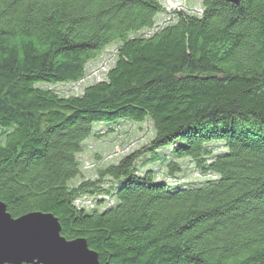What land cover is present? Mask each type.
I'll use <instances>...</instances> for the list:
<instances>
[{
  "label": "trees",
  "instance_id": "obj_1",
  "mask_svg": "<svg viewBox=\"0 0 264 264\" xmlns=\"http://www.w3.org/2000/svg\"><path fill=\"white\" fill-rule=\"evenodd\" d=\"M164 11L161 0H0V201L15 218L54 214L100 264H264V0H202L200 14L174 10L143 34ZM114 42V66L81 94L40 86L82 80ZM122 120L152 123L146 149L158 160L171 148L169 173L189 159L216 177L156 180L136 170L137 150L70 186L94 124Z\"/></svg>",
  "mask_w": 264,
  "mask_h": 264
},
{
  "label": "rangeland",
  "instance_id": "obj_2",
  "mask_svg": "<svg viewBox=\"0 0 264 264\" xmlns=\"http://www.w3.org/2000/svg\"><path fill=\"white\" fill-rule=\"evenodd\" d=\"M165 11L156 16L155 28L142 31L145 35H150L153 31L170 22L173 19L174 10H186L190 13L200 14L202 11V0H161ZM119 42H114L102 50L96 58L89 61L86 65V76L77 82L42 84L44 88L57 91L60 95H79L86 86L105 78L107 71L114 66L117 59ZM111 127V128H110ZM153 125L149 120L132 121L122 120L113 125L107 123H95L94 134L90 136L84 145V151L79 155L81 170L83 175L70 182V186H77L83 179H94L98 169L109 164L117 163L125 155L137 150H141V157L136 162V170L142 174L148 169L155 173L156 180H164L172 184L186 182H199L209 178H215V174H206L198 169L193 161L189 159L180 161L182 169L177 173H169L161 159L164 156L170 157L171 148L165 147L157 152L158 160H153L147 151L154 136ZM214 153L227 149L222 145L213 144ZM110 180L105 181L102 186L108 187ZM102 194L98 191L82 194L81 198L91 205L101 199ZM112 201L107 200L102 206H107Z\"/></svg>",
  "mask_w": 264,
  "mask_h": 264
},
{
  "label": "water",
  "instance_id": "obj_3",
  "mask_svg": "<svg viewBox=\"0 0 264 264\" xmlns=\"http://www.w3.org/2000/svg\"><path fill=\"white\" fill-rule=\"evenodd\" d=\"M61 231L52 213L32 211L15 218L0 201V264H100L85 238L68 240Z\"/></svg>",
  "mask_w": 264,
  "mask_h": 264
}]
</instances>
